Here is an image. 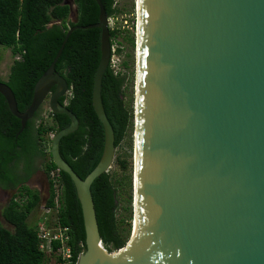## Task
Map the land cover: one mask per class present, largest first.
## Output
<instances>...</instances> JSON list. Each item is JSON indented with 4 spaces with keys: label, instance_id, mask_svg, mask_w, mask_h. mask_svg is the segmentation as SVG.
<instances>
[{
    "label": "water",
    "instance_id": "1",
    "mask_svg": "<svg viewBox=\"0 0 264 264\" xmlns=\"http://www.w3.org/2000/svg\"><path fill=\"white\" fill-rule=\"evenodd\" d=\"M94 1L98 22L68 29L23 113L0 81L20 132L45 106L70 120L54 134L50 158L81 208L85 251L76 264H264V0H136L137 200L133 191L130 237L113 252L102 245L90 190L115 153L101 98L110 32ZM93 28L101 37L91 102L104 147L81 179L59 153L78 120L59 103L68 85L54 66L73 31Z\"/></svg>",
    "mask_w": 264,
    "mask_h": 264
},
{
    "label": "trees",
    "instance_id": "2",
    "mask_svg": "<svg viewBox=\"0 0 264 264\" xmlns=\"http://www.w3.org/2000/svg\"><path fill=\"white\" fill-rule=\"evenodd\" d=\"M0 0V48L9 49L14 58L9 68L6 85L11 89L17 109L23 113L30 105L36 82L54 60L69 28L88 26L98 22L99 9L94 0ZM107 18L122 14L116 0H100ZM71 5L75 6V22L69 19ZM120 32H110V41ZM100 29L73 31L57 59L54 69L68 85V94L60 98L78 120V128L63 137L59 153L71 169L84 179L99 163L104 147L103 127L91 102L93 79L100 60ZM133 46V36L127 39ZM119 52V50L117 51ZM1 61V52H0ZM124 66H126L124 64ZM126 75L114 72L108 65L101 82L102 104L114 132L117 148L132 126L131 101H126ZM39 109L20 132V121L11 115L0 95V187L10 190L20 185L1 210L0 264H41L45 256L38 249L36 224L29 221L33 212L41 207V197L25 183L34 170L25 168L26 174L14 175L21 161L33 157L43 159L45 175L56 166L50 154L42 149L45 137L67 127L66 115L53 114L51 123H44ZM49 160H46L47 157ZM120 170L126 173L125 160H117ZM124 175V174H123ZM125 177V176H124ZM131 187V175L127 176ZM122 180L109 172L97 177L91 185L96 218L102 245L108 252L123 248L130 237L132 196L126 200L128 213L125 220L118 219ZM58 220L70 229L69 246L73 264L85 251V232L80 204L75 187L68 175L61 172ZM54 192L48 183L45 207H53ZM127 228L123 229L122 224Z\"/></svg>",
    "mask_w": 264,
    "mask_h": 264
},
{
    "label": "rangeland",
    "instance_id": "3",
    "mask_svg": "<svg viewBox=\"0 0 264 264\" xmlns=\"http://www.w3.org/2000/svg\"><path fill=\"white\" fill-rule=\"evenodd\" d=\"M136 0H116V5L120 9H122V14L117 15L119 18L117 20H112V24L116 27V30L120 32L118 37L114 38L113 40V67L116 71L121 72L122 74L126 75L127 84H126V101H131L132 107V126L129 129L128 134L122 141V143L115 148L114 159L111 165V168L108 172L112 176H116L118 179L122 181V189H121V198L119 199V206H118V219L125 220L128 213L125 211L127 208L126 200L128 198V194L130 193L131 196L133 195V176H134V143H135V129H134V95H135V76H136ZM75 16V6L71 5V14L69 19L72 21ZM122 17V18H121ZM126 19L127 22L124 23ZM134 38L133 46L127 40L129 37ZM119 50V52H117ZM1 52V61H0V81H6L9 68L12 65L14 58L11 56V52L9 49L0 48ZM124 64L126 66H124ZM47 113V112H46ZM45 113V114H46ZM43 114V116L45 115ZM47 157V156H46ZM125 160L129 170L126 173H123L117 160ZM46 160H49L47 157ZM41 166L38 169V172L33 175V180L30 184L31 187L34 189L40 190V197H41V206L44 204V200L47 197V184L48 180L44 175L43 164L44 160L40 159ZM130 173L131 175V187L127 186L128 179L127 176ZM124 174V175H123ZM125 176V177H124ZM7 199L0 200V213L2 208L6 205ZM132 206V205H131ZM132 208V207H131ZM37 212V211H36ZM40 214L41 209H38ZM42 215V213H41ZM132 218V213H131ZM0 222L3 226L8 227L7 224L2 220L0 215ZM132 227V219L130 222V232ZM122 228L126 229L127 224L123 223Z\"/></svg>",
    "mask_w": 264,
    "mask_h": 264
},
{
    "label": "built area",
    "instance_id": "4",
    "mask_svg": "<svg viewBox=\"0 0 264 264\" xmlns=\"http://www.w3.org/2000/svg\"><path fill=\"white\" fill-rule=\"evenodd\" d=\"M136 15V13H135ZM118 16H111L107 18V27L109 32H119L116 30L112 20H117ZM122 18V17H121ZM124 23L127 22L123 19ZM113 41L111 42L110 61L109 65L114 70L113 63ZM53 119V113L50 111L43 116L44 123H51ZM55 133H50L45 137V141L42 144V149L46 154H50V143ZM48 183L52 186L54 192L53 207H45L43 204L41 209V221L36 224V233L38 238V249L45 256V262L41 264H73L72 252L69 246L70 241V229L62 226L58 220L59 210V197L61 186V171L59 168L51 169L47 174ZM76 264V263H75Z\"/></svg>",
    "mask_w": 264,
    "mask_h": 264
},
{
    "label": "flooded vegetation",
    "instance_id": "5",
    "mask_svg": "<svg viewBox=\"0 0 264 264\" xmlns=\"http://www.w3.org/2000/svg\"><path fill=\"white\" fill-rule=\"evenodd\" d=\"M73 21H75V16H74ZM40 110L43 112V108H40ZM40 166H41L40 159H38L37 157H33V158H31V160L21 161L19 163V165L16 167L15 171H13V173L17 177L24 176L26 174L25 168H27L29 170H34L35 172H34L33 175H35L38 172V169H39ZM44 175H45V173H44ZM45 176H46V179H47V175H45ZM32 180H33V176H31L26 181L25 185L29 189L36 190L40 194V190L34 189L33 187L30 186ZM20 187L21 186L19 184L16 185L15 187L12 186L10 190H5V189L0 187V200L5 198V199H7L6 201L8 203L9 200L12 198V196L17 193V191L20 189ZM47 191H48V184H47Z\"/></svg>",
    "mask_w": 264,
    "mask_h": 264
},
{
    "label": "bare ground",
    "instance_id": "6",
    "mask_svg": "<svg viewBox=\"0 0 264 264\" xmlns=\"http://www.w3.org/2000/svg\"><path fill=\"white\" fill-rule=\"evenodd\" d=\"M136 88H137V92H138V81H137ZM136 119H137V123H138V102L136 104ZM136 141L137 140L135 139V143H134V146H135V148H134V160H135L134 170H135V174L133 176V184H134L133 185V187H134L133 191H134V196H135V203H136V200H137V165H136V163H137V151H138V143ZM135 206H136V204H135Z\"/></svg>",
    "mask_w": 264,
    "mask_h": 264
},
{
    "label": "crops",
    "instance_id": "7",
    "mask_svg": "<svg viewBox=\"0 0 264 264\" xmlns=\"http://www.w3.org/2000/svg\"><path fill=\"white\" fill-rule=\"evenodd\" d=\"M45 110H46V106L43 108V113L44 114H45ZM29 221L32 222V223H35V224L39 223L41 221V212H40V214H39L38 211L37 212H33L32 215H31V217L29 218ZM7 228H9L10 230H12V228L9 227V226Z\"/></svg>",
    "mask_w": 264,
    "mask_h": 264
}]
</instances>
